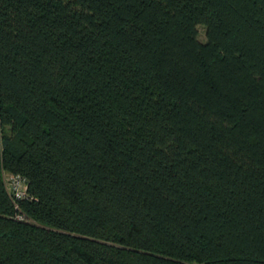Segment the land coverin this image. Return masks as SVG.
I'll return each mask as SVG.
<instances>
[{
	"label": "trees",
	"instance_id": "obj_1",
	"mask_svg": "<svg viewBox=\"0 0 264 264\" xmlns=\"http://www.w3.org/2000/svg\"><path fill=\"white\" fill-rule=\"evenodd\" d=\"M0 264H264V0H0Z\"/></svg>",
	"mask_w": 264,
	"mask_h": 264
},
{
	"label": "built area",
	"instance_id": "obj_2",
	"mask_svg": "<svg viewBox=\"0 0 264 264\" xmlns=\"http://www.w3.org/2000/svg\"><path fill=\"white\" fill-rule=\"evenodd\" d=\"M7 189L13 200L18 202L20 199H24L28 196V181L27 178L19 173H6ZM25 220L28 219L27 215L22 212H18L17 219Z\"/></svg>",
	"mask_w": 264,
	"mask_h": 264
},
{
	"label": "rangeland",
	"instance_id": "obj_3",
	"mask_svg": "<svg viewBox=\"0 0 264 264\" xmlns=\"http://www.w3.org/2000/svg\"><path fill=\"white\" fill-rule=\"evenodd\" d=\"M198 29H199V31H200V35H199L200 40H201V41H205V40H206V31H205V27H204L203 25H199V26H198Z\"/></svg>",
	"mask_w": 264,
	"mask_h": 264
}]
</instances>
